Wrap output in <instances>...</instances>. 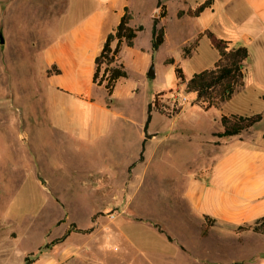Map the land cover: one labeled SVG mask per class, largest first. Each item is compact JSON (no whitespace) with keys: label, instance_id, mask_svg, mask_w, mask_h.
<instances>
[{"label":"rangeland","instance_id":"1","mask_svg":"<svg viewBox=\"0 0 264 264\" xmlns=\"http://www.w3.org/2000/svg\"><path fill=\"white\" fill-rule=\"evenodd\" d=\"M202 1L165 0L160 7V12L168 9L162 21L165 42L156 51L152 17L157 0L136 1L135 23L144 29L136 47L123 45L120 61L128 76L109 95L104 85L92 82L90 59L75 72L65 55L45 49L55 35L49 24L56 0H0L5 38L0 42V264H32L41 253L52 264H117L114 254L124 245L106 240L119 233L114 223L121 221V229L134 239L150 238L139 243L142 253L162 242L150 227L158 223L182 238L179 244L196 264H264L263 233L239 232L241 223L219 220L203 236L205 219L198 212L194 216L185 196L189 179L206 176L229 139L215 134L222 128L221 114L264 111L251 87L264 90L257 43L249 46L250 86L232 100L206 109L196 93L187 91L191 76L212 67L219 53L207 36L190 54L186 47L207 28L226 38L224 24L231 21L209 12L178 16ZM80 13L74 10L71 21ZM53 60L64 64L61 75H55L59 69ZM158 93L159 108L153 106L145 131L148 106ZM263 130L264 121L243 133L250 137ZM183 221L196 234V259L185 246L194 240L176 227ZM73 223L93 230L73 232L46 247Z\"/></svg>","mask_w":264,"mask_h":264},{"label":"crops","instance_id":"2","mask_svg":"<svg viewBox=\"0 0 264 264\" xmlns=\"http://www.w3.org/2000/svg\"><path fill=\"white\" fill-rule=\"evenodd\" d=\"M136 1L56 0L58 8L55 9L56 13L49 24V32L55 35L52 36L45 49L56 50L65 55L76 67L75 72H81L82 66H85L86 61L90 59L93 63V82L96 57L102 51L109 33L114 31L120 23L126 7L133 15L130 25L139 26L135 23ZM61 2L63 8H61ZM158 2L159 0H157L156 11L159 9L160 14ZM162 2L165 3V0ZM74 10L81 11V13L78 18L71 21ZM205 12H209L208 14L214 18L224 16L231 19L224 24L225 28L223 29L227 31L225 39L231 40L233 45H242L240 43L245 41L244 45L248 48L252 43L259 44L264 60V0H213V4L206 8L202 14ZM153 18L154 16L152 20ZM141 31L138 32L134 45L129 47L137 46ZM53 61L60 70V73L57 72L55 75H61L64 64L57 60ZM247 84L246 77L245 86L240 88L235 95L241 89H247L250 86ZM254 86L256 85L254 84ZM254 86L251 87L262 99L264 90ZM234 113L241 114L240 112ZM219 130L222 131L223 128ZM216 157L219 158L206 176L194 175L188 181L185 196L194 216L196 217V212H198L201 216L208 214L216 217L217 221L224 220L234 224H246L252 221L254 223L258 218L264 216V130L256 131L250 137L244 133L229 137L221 144ZM135 221L147 224L144 221ZM121 222L114 223L117 226L116 231L119 233L106 240L108 242L119 239V244L124 245V248L114 254L115 260L118 261L117 264H196V261L189 260L188 255L179 244L182 238L178 234L173 235L168 229L163 228L173 237L170 240L165 233H161L152 224L150 227L161 234L162 242H157L156 245L142 253L139 243L146 242L150 238L138 236L134 239L133 236L121 229ZM192 222H196V218ZM184 225L183 221L176 227L194 240L195 244L187 242L189 245L185 244V246L190 248L193 258L196 259V234L190 233V230L185 229ZM102 262H104L103 257ZM32 264H52V262L47 263V257L41 253Z\"/></svg>","mask_w":264,"mask_h":264},{"label":"trees","instance_id":"3","mask_svg":"<svg viewBox=\"0 0 264 264\" xmlns=\"http://www.w3.org/2000/svg\"><path fill=\"white\" fill-rule=\"evenodd\" d=\"M213 4V0H206L200 3L197 7H189L187 10L181 9L178 13L179 17L189 15L199 17L202 12ZM158 6L163 8L162 0H159ZM167 7L160 12L158 17L153 18L152 28V47L153 50H158L165 42V28L161 21L167 16ZM133 18L128 7L125 8V13L121 18L120 23L114 31L109 33L106 42L100 54L96 57V68L93 75V82L98 85H104L109 95H113L119 79L127 77L128 72L124 64L120 61V53L124 44L133 46L138 32L144 29L143 25L133 27L130 22ZM207 36L212 46L218 50L219 57L214 65L210 68L195 72L186 82L188 92L197 94V99L206 109L212 107H221L225 102H229L235 93L246 84L247 76V61L250 58V50L245 45H233L231 40L219 37L213 30L207 28L198 33L194 43L190 47H186V54H190L193 47H198L202 37ZM115 43V44H114ZM105 65L104 72L102 68ZM56 67V66H55ZM60 73V70H58ZM178 72L181 73L180 69ZM162 93H158L153 103L148 106V116L144 125V130L147 131L152 120L153 106L159 108L158 97ZM264 100V95H262ZM162 112V111H161ZM220 123L222 131L215 133L219 137H232L240 135L245 131L251 130L264 120V111L253 114L229 113L221 114ZM145 148V140L143 149ZM143 159V152L139 160ZM205 219L203 236L210 233L211 228L217 222V218L208 214H203ZM154 226L161 232L165 233L170 240L173 237L161 227L160 224L154 223ZM239 232L253 231L264 234V216L258 218L252 224H241L237 227ZM93 230V227L88 229L78 228L74 223L66 232L59 238L54 239L51 243H47L46 247L59 243L65 240L73 231L88 233Z\"/></svg>","mask_w":264,"mask_h":264},{"label":"water","instance_id":"4","mask_svg":"<svg viewBox=\"0 0 264 264\" xmlns=\"http://www.w3.org/2000/svg\"><path fill=\"white\" fill-rule=\"evenodd\" d=\"M159 15H160V14H159V9H158V10L156 11L154 17H158ZM0 42H1V43H5V38H4L3 33L0 34ZM154 73H155V72H154V69L152 68V69L150 70V72H149V75H150V76H153ZM146 137H152V135L149 134V133H147V134H146Z\"/></svg>","mask_w":264,"mask_h":264},{"label":"built area","instance_id":"5","mask_svg":"<svg viewBox=\"0 0 264 264\" xmlns=\"http://www.w3.org/2000/svg\"><path fill=\"white\" fill-rule=\"evenodd\" d=\"M159 100H163V99H159ZM183 100L187 101V97L185 95L183 96Z\"/></svg>","mask_w":264,"mask_h":264}]
</instances>
